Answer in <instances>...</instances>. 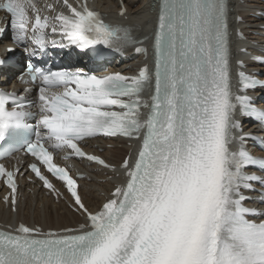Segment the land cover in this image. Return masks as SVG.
<instances>
[{
    "label": "snow or ice",
    "instance_id": "snow-or-ice-1",
    "mask_svg": "<svg viewBox=\"0 0 264 264\" xmlns=\"http://www.w3.org/2000/svg\"><path fill=\"white\" fill-rule=\"evenodd\" d=\"M62 5L67 14L59 11L52 18L41 14L35 0H0V11L10 17L19 44L31 35L44 48L49 30L81 51L132 43L129 30L105 23L87 0L76 6L62 0ZM47 10L56 9L47 5ZM125 14L122 8L120 15ZM4 31L0 27V34ZM27 69L29 80L24 82L41 83L43 131L26 142V152L63 182L73 211L86 223L78 230L65 229V234L24 224L14 233L0 231V264H264V222L247 218L256 212L244 206L242 194L252 188L251 182L261 181L244 170H264V159L244 147L230 148L239 127L237 107L260 122L264 111L247 95L233 94L225 0H160L155 93L147 121L139 118L141 107H148L142 101L152 79L147 67L131 78L79 70L45 72L31 62ZM239 77L245 91L264 86L243 71ZM30 107L0 93V143L10 131L29 127ZM142 129L147 131L135 163L130 166V158L122 162L127 182L117 185L95 212L86 206L77 181L54 163L53 152L45 147L70 150L66 159H86L116 172L103 159L88 155L79 142L97 136L139 139ZM30 169L44 187L60 195L41 167L33 163ZM18 173L0 163V180L10 190L13 210Z\"/></svg>",
    "mask_w": 264,
    "mask_h": 264
},
{
    "label": "bare ground",
    "instance_id": "bare-ground-1",
    "mask_svg": "<svg viewBox=\"0 0 264 264\" xmlns=\"http://www.w3.org/2000/svg\"><path fill=\"white\" fill-rule=\"evenodd\" d=\"M101 9L115 17L121 11L120 0H97ZM123 6L128 10L129 19L124 23L134 28L133 39L141 41L150 36L152 24L155 25L158 16V10L154 8L155 0H121ZM231 24L241 29L247 37L245 42L250 50H254L256 44L264 46V19L259 15L260 11H264V0H230ZM156 10V12H154ZM237 20H242L237 23ZM131 55V52H126ZM118 60V59H117ZM132 62L119 64V60L115 64L116 69L125 70L129 64L139 66L143 63L141 57H134ZM247 69L249 71L256 70L251 62H248ZM260 69L264 70L263 67ZM259 68L257 70H260ZM246 127L250 128V124L246 123ZM254 133H262L264 131L259 128L253 130ZM101 145L100 148L105 149L104 157L113 164L120 165L124 159L130 154L131 147H126L125 142L115 141L112 143H104L101 140L89 143L91 150H97L95 144ZM109 144H115L116 148L107 149ZM261 155H264L262 152ZM84 172L90 173L92 181H83L81 193L84 196V202L92 211H96L104 201L105 193L113 190V182L107 180L110 176L105 175L104 171L98 168H88L81 163ZM116 176V173L114 174ZM36 194H25V201L19 207V219L28 224H38L47 230V228L64 230L69 227H75L82 220L77 214L71 212L65 205H56L54 201L43 195L42 191L35 188ZM13 214L10 210H6L5 206L0 202V220L11 223Z\"/></svg>",
    "mask_w": 264,
    "mask_h": 264
}]
</instances>
